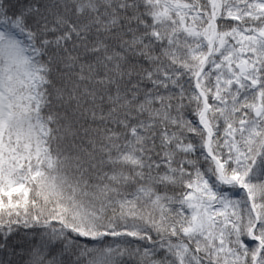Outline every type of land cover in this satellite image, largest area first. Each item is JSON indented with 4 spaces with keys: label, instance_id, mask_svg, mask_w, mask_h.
Listing matches in <instances>:
<instances>
[{
    "label": "snow or ice",
    "instance_id": "6c2138e0",
    "mask_svg": "<svg viewBox=\"0 0 264 264\" xmlns=\"http://www.w3.org/2000/svg\"><path fill=\"white\" fill-rule=\"evenodd\" d=\"M0 264H264V0H0Z\"/></svg>",
    "mask_w": 264,
    "mask_h": 264
}]
</instances>
